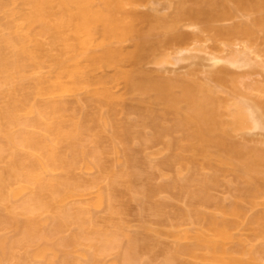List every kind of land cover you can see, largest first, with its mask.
<instances>
[{
  "label": "bare ground",
  "instance_id": "bare-ground-1",
  "mask_svg": "<svg viewBox=\"0 0 264 264\" xmlns=\"http://www.w3.org/2000/svg\"><path fill=\"white\" fill-rule=\"evenodd\" d=\"M141 1L0 0V103H4L0 105V131H4V128L11 123H19V133L16 138L6 135L7 144L13 151L11 169L8 172L20 177V181L11 190L9 199H18L25 194L22 198L25 210L32 212L49 209L67 201L78 192L80 187L78 180H73L71 176L58 175L55 173L56 170L64 169L70 173L80 161L86 169H92L93 165L98 169L102 168L95 159H88V150L81 144L85 129L84 122L91 118L108 126L107 123L113 119L117 108L123 102V98L113 92L111 84L123 80L127 92L138 95L140 102L133 108L131 104H129L130 108H127L128 105L125 103L122 105L132 109V112L135 108L141 124L152 129L154 137L163 141L162 143L171 150L168 163L177 166L181 174L183 167L189 166L190 171L191 168L194 169L192 173L188 172L191 174L188 175L190 177L185 178L182 174L181 177L185 178L183 183L173 178L169 185L151 187L144 193L150 187L146 186L147 189L144 187V190L138 191H143L145 198L148 196L152 198L159 190L181 186L183 192L189 194L191 210L185 212V209H179L178 213L180 214L181 211V216L178 219H184L182 222L185 223V218L188 216L187 218L196 226L190 228L183 223L180 224L181 226L174 225L168 235L172 236L175 243L168 251L167 259L162 263L185 264L187 261L184 259L188 258L190 264H264V241L260 244L252 243L248 238L238 237L235 231L241 226L245 217V207L242 202L247 199L245 201L252 205H258V198L264 195V168H262L264 150L252 148L247 143L243 145L241 141L236 143L231 138V131L235 130L244 131L243 133L264 131V101L259 98L257 101L255 97L241 94L225 105L228 119H224L221 103L219 104L218 97H215L216 87L214 85L212 87L210 82L213 80H209L214 78L223 80L224 76L230 73L229 65L238 68L254 65L264 68V59H255L251 54L254 50L247 46L242 49L230 48L226 55L206 52L207 57L202 58L209 60V65L215 71L209 69L208 73L211 72L212 75L209 74L204 82L183 77H166L159 72L153 75L144 66V63L151 61V58H155L159 63L170 61L169 55L161 58L155 54L162 42L175 44L177 41L181 44L184 40V44H188V47L186 45L180 48L182 52L178 50L177 56H172L176 62L196 56L193 53L189 56L184 55L185 51L193 50L191 47L189 49L190 44L187 40L189 42L196 36L180 32L178 24L183 15L188 14L183 18L191 17L206 22L210 18L217 19V16L224 17L241 6L263 13L264 0H190V4L185 0H179L181 2L175 4V15H170L172 18L167 13L161 14L160 10L157 11L159 13H150L136 9L127 11L124 7L125 2L136 4ZM230 1H233V4ZM227 3L233 7H229ZM191 21L195 20L191 19ZM207 22L209 23V20ZM250 22H240L226 27L220 25L214 27L210 24L208 27L211 26L212 29L214 27L216 36L239 32L252 35L256 25H263L264 15L261 14ZM154 29L161 30L163 37L160 38L161 32L154 34ZM38 35L48 37L57 53L47 74H42L40 71L43 68V59L49 55V51H46L36 40ZM125 39L132 40L131 50L124 47L122 42ZM179 53L183 55L179 56ZM256 55L260 56L257 52ZM129 62L131 66L125 67ZM106 67H114V72L97 73ZM27 81L28 85H26ZM82 89L90 90L87 92L88 97H94L101 106H107V111H99L92 116L85 115L84 119L75 115H65L62 102L54 97L62 94L75 95ZM260 89L264 91V85H261ZM21 90H23L22 94H20ZM147 96L151 98L149 104L145 103ZM155 101L161 104L158 102L156 104ZM158 106L161 110L162 108L168 110H165L167 114L169 112L167 119L169 115H174L171 119L172 123H166L168 121L164 117L166 113L164 109L161 112ZM23 107L26 109V114L20 117L19 112ZM107 116L111 118L108 119ZM113 128L126 140L139 137L142 131L130 121L126 125L123 124V128L121 126L118 128L117 125ZM176 131L182 132V136L172 137V133ZM63 146L67 147L68 152L63 151ZM2 152L3 145L0 143V158ZM92 152L96 154V151ZM125 155L127 156L126 153ZM130 159L131 157L128 162ZM125 162L127 163V160ZM127 165L126 168L119 169L118 166L116 171H111L109 188L114 186L116 179L119 181L131 174ZM203 168L205 169L202 170ZM229 169L237 173V181L240 179L237 182L240 193L238 194L235 189L234 194L237 196H232L233 199L230 197L213 201L208 192L209 187L211 183L216 182L219 172ZM0 178H2L1 173ZM242 180L245 182L244 187H241ZM92 184L96 185L97 181L94 180ZM192 186L196 188L192 189ZM109 188L106 195H109ZM98 191L97 194L94 193L97 196L95 198L94 195L93 206L99 208L105 202V194L101 193L102 190L99 193ZM213 204L214 210L207 211V207ZM155 207L157 208V204ZM91 213L88 209L77 208L74 212L63 210L61 216L57 214L49 218L51 222H55L56 229L63 226L61 217L68 215H72L78 223L80 230L68 239H59V245L73 242L84 228L87 229L89 236L98 239L97 244H92L96 248V253L117 248L118 257L116 255V260L112 264H151L140 256V253L147 250L154 240L150 226L144 224L145 232L139 231L138 236L135 232H132L135 235L131 234L120 224H115L117 226L115 228L99 227L94 223ZM249 217L246 219L247 222L254 225L253 227L256 226L253 236L262 237L264 240V207L262 206L256 214ZM180 220L177 224L181 223ZM14 221H16L14 228L17 229L20 221ZM50 221L27 217L19 227L32 231L39 225H47ZM7 236L0 238V254L10 242ZM47 236L48 233L43 235L45 238ZM55 250L54 253L57 255L59 251ZM36 252L44 257V246L41 245ZM93 258L91 264L95 263ZM60 261L63 262L64 259ZM48 262L57 264L56 259ZM71 263L83 264L78 260Z\"/></svg>",
  "mask_w": 264,
  "mask_h": 264
},
{
  "label": "rangeland",
  "instance_id": "rangeland-1",
  "mask_svg": "<svg viewBox=\"0 0 264 264\" xmlns=\"http://www.w3.org/2000/svg\"><path fill=\"white\" fill-rule=\"evenodd\" d=\"M178 1L179 0H142L141 2L136 4L125 2L124 7L127 11L136 9L141 12L149 11L150 13H159L157 11L160 10L161 14L163 12L164 14H169V16H173V14L175 15V4H178L176 3ZM185 1H187L188 3L190 2V0ZM232 2L233 1H230L231 4H233ZM230 3H227L229 4V7L231 6ZM234 4L236 5V2ZM188 6L190 7L191 5ZM232 7L233 6H231V8ZM241 7H239L238 9L235 8L234 12L230 11V14L225 13L226 15L224 14V17L217 16V19L216 17L213 19L210 18L208 19L209 23L207 22L208 20L206 22H203L199 19L196 20L195 18L193 19L191 17L183 18L188 14L183 15L178 24L179 29L181 30L180 32H186V34L191 33L196 36V38L190 37L191 39L189 40V42L187 40V43L190 44L189 49L191 47L193 50L192 52L191 49L190 52L187 50L189 53L185 51L184 55L189 56L191 53H193L196 56L192 58L188 57V59L184 60H177L178 62H176L174 60L175 58H172V56H177L178 50L180 51V48L186 45L188 47V44L185 45L184 40L181 44L177 41L175 42V44L171 42H162L158 52L155 54H158V56L161 58H166L169 55L171 62L168 61L159 63L155 61L153 55L154 59L149 58L151 61H149L148 59L149 62H145L144 66L149 69V71H151L153 75H156L159 72L166 77H183L188 78V80L192 79L204 82V80L208 79L209 74L211 73H208L209 69L215 71V69H213V67L209 65V60L207 61V59H205L207 57L206 55H208L206 52H215L217 54L226 55L228 54V50H230V48L233 49L234 47V49H242L247 46L251 47L252 50H254V52L251 54L255 59H264V22L263 25H254L255 28H253L255 30L252 35H247L245 33L239 32L216 36L214 32V27H226L227 25L232 26L246 21L248 23V21L252 22V20L259 17L261 14L264 15V11H262L263 13H260L253 8L248 7L249 9H247ZM172 16H170V18H172ZM191 19L195 21H191ZM214 19L216 21H213ZM210 21L213 22L210 23ZM210 24H213V29L211 26L208 27V25ZM210 28L214 32L215 36L213 35V32L210 30ZM157 32H161L160 38L163 37L161 30L154 29V34L157 35ZM36 40L44 47L46 51H49V55L47 57H44L43 59L44 64L43 68L40 71V73L42 74H47L50 71L54 59L57 57V53L53 49L48 37L38 35L36 37ZM122 43L124 47L126 46L125 48L127 50H131L133 48V42L131 39H125ZM256 52L260 54L259 57L256 55ZM181 54L179 53V56ZM204 56L205 58H202ZM125 65V67L131 66L130 62L129 64ZM113 68L114 67H106L105 69L103 68L104 70L101 69L97 71V73L99 74L101 72L103 74H109V72L111 71L114 72ZM228 68V71L230 73L228 75H225L226 77L224 76L223 80H215V78L209 79L210 81L213 80L212 82H210L212 83L211 86L214 85L216 87L217 92H215V97H218V102L219 104L221 103L220 105L222 107H219L225 114H222L224 115L222 116V118L224 117V119H228L227 110L224 108L225 105L234 101L241 94L249 95V97H255V100L259 98L264 101V91H261L262 89H260L261 85H264V68L262 66L254 65L252 67L243 66L238 68L231 67L229 65ZM123 82V80H119V82L111 84L113 92L116 95H120L123 98V102L117 108V112L114 115L113 119L108 123L106 122L108 126L101 124L98 121H93L91 118H88L84 122L85 129L82 134L81 144L88 150V159H95L100 163L102 168L98 169L96 165H93L92 169H86L84 166H82L83 164L80 161L70 173L64 169H58L55 171L56 174L63 175L64 177L71 176L73 180H78L80 184L78 192H75L71 198H69L61 205H55L54 207L49 209L44 208L31 212L29 210H25L24 208V201L22 198L25 194H23V196L18 199H9V194L20 181V177H17L15 174H9L8 172L11 169L13 151L7 144L6 135H10L11 137L16 138L19 133V123H11L6 128H4V131H0V143L3 145L2 157L0 158V173L2 174V178H0V193H4L3 195H0V238H2L3 236L6 237L8 235L9 237H7L10 241L9 243H7L5 251L0 254V264H49L51 262L47 263L48 260L55 261V259L57 261V264L58 261L59 264H72L71 261L74 262L77 260L82 262L83 264H91L90 261L93 257V260L95 261L94 264H112V262L116 260V255L118 257V254H116L117 248H109L104 253H96V248L93 247L92 244H97L98 239H96V237L89 236L87 229L83 228L79 236L75 238V240H73V242H71L70 244L63 245V243L62 245H59V239H68L72 237L75 232L80 230L78 223L72 217V215L61 217L63 226L58 229L55 228V222H51L49 218L55 217L57 214H59L58 216H61L63 214V210L74 212L75 210H77V208L88 209L90 213L92 212L91 215L94 219V223L99 227L104 226L108 228H115V224H120L123 225L124 228L128 229L131 234H134L132 232H135L138 236L139 231H144V224L150 226L152 228V233L154 234V240L150 243V246L147 250H144L140 253V256L144 260L146 259L145 261H147V263L151 264H163L164 262L162 263V261L167 259L166 257L168 251L171 249V247H173L175 243L172 236L168 235V232L174 227V225H180L183 223L185 224V226H190V228L193 225L196 226L194 222L193 224L191 220L187 218L188 216L186 217L183 215V217H186L185 223L182 222L184 219H178V217L180 218L181 216V211H179L180 214L178 213L179 209H185V212H187L189 209L191 210L189 194L188 192H183L184 189L182 190L181 186H177L176 188L167 187L165 189L159 190L156 196H153L152 198H148V196L147 198H145L144 193L148 192L151 187L158 188L160 186L169 185V183L173 181V178H177L178 181L183 183L186 177H190L188 176L190 174H188V172H191L194 169L191 168L192 170L190 171L189 166L185 167L186 169L184 167L183 169L181 168L183 170L182 174L183 176H185L184 178L181 177V171L177 170V166L168 163V157L171 154V150H169L165 146V144L162 143L163 141L161 142V140L154 137L152 129L147 127L145 124H141L140 117L137 115L135 108V110L133 109V112L131 111L132 109H127L129 107V104L132 105V108L136 107V105L140 102V97L136 94L129 93V91L127 92L125 82ZM26 85H28V81L26 82ZM258 87L260 90L258 89ZM85 90L86 89L79 90L75 95H56L54 98L62 102L61 104L65 108V115H75L79 118L82 117L81 119H84L85 115L91 114L92 116V114L96 112L107 111V106H101L96 102V99L94 97H88L87 92H90V90ZM22 93L23 90L20 91V94ZM88 94L90 95L91 93ZM146 101L147 102L145 103L149 104L151 102V98L147 96ZM155 102L157 104L158 101ZM124 103L128 105L127 108L126 106H124ZM3 104L4 103H0V105ZM158 104L161 103L158 102ZM154 107L157 109V106ZM158 107V109L161 110L160 106ZM163 109L166 113H163V115L165 114V120H168L166 123H172L171 119L174 118V115H169L167 119L166 116L169 114V112L167 114L166 111L168 110L162 108V110ZM25 114L26 109L25 107H23L20 110L19 115L20 117H24ZM107 118L110 119L111 117L107 116ZM129 121L131 123H135L136 128H139L142 131L139 137H134L131 138V140H126L124 139V137L119 136L116 131H114L113 126L117 125L118 128H120V126L123 128V124L126 125V123ZM231 132V138L236 143L238 141H241L243 145H246L247 143L248 145L252 146V148L255 147L258 150H264V131L255 130L251 133H243L244 131L242 132L240 130H235ZM173 136H182V132H173L172 137ZM62 149L65 153L68 152L66 146H63ZM92 151H96V154H93ZM125 153L127 154V156L125 155ZM128 156L131 157L129 162ZM121 157L122 159H120ZM123 159L125 161L127 160V163ZM117 160H119V163ZM126 165L131 174L128 177L126 176V174L124 175L126 177L121 176L124 179H120L119 177V181H117L116 179V181H114L116 183H114L113 186L115 189L113 187H110L112 190L116 191L112 192L111 190V193L110 188L108 187L109 182H111L109 180H111L112 178L111 171H116L118 166L119 169L121 167L126 168ZM262 168H264V166ZM204 169L205 168H203L202 170ZM207 169L205 172H207ZM236 174L237 173H235V171L231 169L224 170L218 173L216 182L211 183L208 191L213 201H217V199L224 200L230 197L232 198V196L236 195L234 194L236 190L238 194L240 193V188L239 186H237L239 184H237V182H239L240 179H238L239 181H237ZM94 180L97 181L96 185L92 184ZM127 182H129V184ZM241 182H243V180ZM244 183L245 182H243V184L240 183L243 185L240 186L244 187ZM146 186L150 187L147 189ZM144 187H146L147 189L144 191V193L143 191L138 192L139 190H144ZM108 188L110 196L106 195L108 194ZM195 188L196 186H192V189ZM97 190L101 191L103 195L106 193L104 195L105 202L101 206H99V208L93 206L94 195L96 198ZM140 196H142V200L140 199ZM109 198L111 201L109 200ZM245 200L244 202H242L245 207V217L241 226H239V228L235 230L236 234L238 237L250 239L252 243L260 244L264 241L263 238L253 236L256 232L254 231V228L256 226L253 227L254 225H252L250 222H247L248 220L246 219L250 218L249 216L252 217L254 214H256L262 208V206L264 207V195L258 198V205H252L250 202ZM155 204H157V208L155 207ZM201 207L203 208V206ZM207 209V211H211V209L214 210V204L207 207ZM27 217L42 220L44 219L45 221L50 222H48L47 225H39L32 231H27L25 227H19L20 223L23 224ZM14 220L20 221L18 224L19 229H16V227L14 228V226H16V221ZM178 220H180L181 223L177 224ZM156 230L157 232H155ZM45 233H48V236L46 238L43 237ZM41 245H43L45 249L44 257L36 252V250ZM55 249L59 251V253L57 252V255H55L54 253V251H56ZM81 251L86 253L85 255H87V257H85V255H83ZM58 254H60L59 257L61 258L58 257ZM62 258L64 259L63 262L60 261L63 260ZM184 260L187 261V263L185 264H190L188 258Z\"/></svg>",
  "mask_w": 264,
  "mask_h": 264
}]
</instances>
